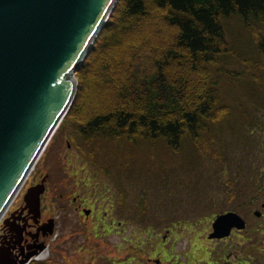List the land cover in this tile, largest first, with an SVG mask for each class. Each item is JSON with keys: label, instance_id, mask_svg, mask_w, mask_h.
<instances>
[{"label": "trees", "instance_id": "obj_1", "mask_svg": "<svg viewBox=\"0 0 264 264\" xmlns=\"http://www.w3.org/2000/svg\"><path fill=\"white\" fill-rule=\"evenodd\" d=\"M232 18L252 47L227 37L222 22ZM147 23L156 31L144 41L140 25ZM76 75L77 95L64 123L71 138L162 139L174 151L186 140L222 171L231 170L224 188L230 204L264 202V0H119ZM240 75L249 85L241 100H232ZM232 119L244 149L228 159L225 146L212 149L213 136ZM256 147L260 163L249 160Z\"/></svg>", "mask_w": 264, "mask_h": 264}, {"label": "rangeland", "instance_id": "obj_2", "mask_svg": "<svg viewBox=\"0 0 264 264\" xmlns=\"http://www.w3.org/2000/svg\"><path fill=\"white\" fill-rule=\"evenodd\" d=\"M222 23L227 37L234 39L240 48L252 47V42L243 31L242 23L238 18H232ZM140 26L143 30L144 41L150 39V32L156 31H152L153 29L148 23ZM159 28H157L158 33L156 34L160 38L164 36L165 32ZM141 52H144V49ZM250 56H252L251 53ZM238 84V88L234 89L232 100H241L238 96L245 91V86L249 85L242 76L241 81L236 82V85ZM253 87H256L259 94L261 93L259 83L254 84ZM99 94L103 100L109 98L108 93L101 94L100 92ZM93 103L90 104V107H94ZM238 126V122L233 120L218 127L213 136L215 143L212 149L215 151L216 147L222 148L226 145V141L231 144L236 137L232 138L226 133L229 129H236ZM68 130L64 124L52 139L47 148L48 152L46 151L45 156L43 155L44 159L42 157L25 186L26 189L34 185L44 178L46 173H49L46 193L41 206L44 218L55 220V231L47 239L49 248L41 253V260L55 258L62 264H121L129 262L148 264L145 260L148 261L153 253L146 251V248L157 242L161 236L156 234L149 238L142 231V235L133 232L132 227L126 229L125 232L122 231L126 227L127 221L119 217L122 211V206L119 204L120 193H124V197L128 199L126 202L131 207L136 205L137 198L142 197V204L145 208H149L151 205V211L156 213L162 208L161 212L167 214V219L168 215L171 216L170 222L174 226L172 232L182 230L183 225L189 227L190 224L200 222H202L201 225H206V221L215 211L225 209L219 203L222 201L223 182L227 178V174L219 172L220 168L215 166V161L210 160L206 155L202 156L186 140H183L178 151L167 147L162 139L156 143L135 142L124 138L116 141H97L84 145L87 146L89 154L80 169L78 163L75 164L76 167H68L65 162L67 160L64 161L68 145L65 132ZM233 144L237 143L234 141ZM229 146L225 148V153L231 149ZM229 155L231 156V154ZM255 155L257 156L256 161L260 162L262 157ZM75 174L80 178L78 183L82 186L83 191L80 190L82 197L90 199L95 206V209L90 208L92 215L87 222L75 211L61 209L62 205H66L69 200L59 201L58 195L62 194L65 197L69 193L67 184L68 181L75 180ZM25 189L14 203L15 206L23 204L22 196L26 192ZM214 201H217L218 204L212 208ZM100 211L104 214L102 222L98 220ZM135 212V209H131L130 214L133 215ZM242 214L245 215V213ZM153 217L157 221L159 214ZM247 221L253 222V219L247 218ZM85 222L87 228L84 227ZM137 224L139 223H135V225ZM116 225L121 228L112 231ZM100 226L102 230H100ZM195 230L198 232H181L182 239L180 240L178 236H175L162 243L170 248L168 257L175 263L192 264L193 260L198 259V255L191 257L193 252L188 242L192 240V242L206 244L207 241L205 242V234L200 232L202 229L199 225H196ZM96 232L99 234L97 240ZM165 235L167 234L165 233L163 236ZM134 240L139 242V248L132 249L127 254L126 249L132 248L129 243H134ZM215 248L216 246L206 245L203 249L204 254L199 256L202 258L198 262H208L209 259L211 262L216 261L212 254L210 256ZM232 248V251L237 250L234 245ZM161 252L162 250L159 249L154 255Z\"/></svg>", "mask_w": 264, "mask_h": 264}, {"label": "water", "instance_id": "obj_3", "mask_svg": "<svg viewBox=\"0 0 264 264\" xmlns=\"http://www.w3.org/2000/svg\"><path fill=\"white\" fill-rule=\"evenodd\" d=\"M116 2L0 0V220L69 110L77 90L75 73ZM44 191V180L29 188L24 210L40 216ZM213 226L210 238H223L246 224L229 212ZM0 264L16 263L1 249Z\"/></svg>", "mask_w": 264, "mask_h": 264}, {"label": "flooded vegetation", "instance_id": "obj_4", "mask_svg": "<svg viewBox=\"0 0 264 264\" xmlns=\"http://www.w3.org/2000/svg\"><path fill=\"white\" fill-rule=\"evenodd\" d=\"M67 147L68 149L64 156V161L65 160L68 161V162L65 161L67 166L70 167L72 165H75L76 163H78L79 165L80 161L78 158V153L76 155L75 153H73V151H71L72 147L70 144H68ZM46 175H49V173H46ZM68 189H69V193L66 194L65 198L62 194L59 195V199L61 201L69 200V202L65 205V207L73 209L75 212L78 213L79 216H84L83 214L84 210L95 209V206L90 199L84 198L82 197L81 193L75 192L74 185L69 184ZM90 216L87 217V219H89ZM6 218H7L6 223L5 224L2 223V225L0 226V248L7 250L12 257L16 259L17 258L24 259L27 256L39 257L44 249L49 248V244H47V239L49 238L48 231L50 225L53 223L52 218H47V219L44 218L43 213L38 218L36 217L34 218L33 215L28 214V211H24V213H22L21 205L14 207L12 210H10V212L6 215L5 219ZM196 225H199V227L202 229L201 231L207 233V235L212 232L211 224H207V225L190 224L189 226L193 230L195 229ZM172 227H174L173 224L169 222V224H166L163 230L164 232H172L173 231ZM113 229H115V227ZM247 236H248V232L246 231L240 232L237 230H233L230 237L227 239L209 240V241L205 239V241H207L206 244L205 243L201 244L200 242L193 241L191 245L193 254L191 253V257L193 255L194 256L198 255V259L193 260L192 264H212L210 261L198 262L202 258V257L199 258V256L204 254L203 249L208 244L213 246H218V248L222 246V250H224L225 246H227V251L225 254L227 260L225 261L223 259L220 260V257H222V253L220 255V252H218V255L220 256L217 260L215 258L216 261L214 262V264H224V263L246 264L245 263L246 249L244 245ZM232 245L237 247V250L232 251L233 250ZM167 248L168 246L163 245L162 252L159 254L158 257L156 256L149 257L148 258L149 264H156L155 262L156 259L161 260L160 264H177L175 263L174 260L168 257ZM218 248L213 252H211L210 255L213 254L215 256V252L218 250ZM243 254L244 256H242ZM230 258H233L235 260L231 261Z\"/></svg>", "mask_w": 264, "mask_h": 264}]
</instances>
